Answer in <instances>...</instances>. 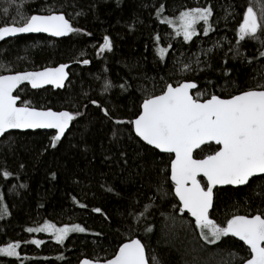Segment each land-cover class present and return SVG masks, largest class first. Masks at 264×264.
<instances>
[{"label": "trees", "instance_id": "trees-1", "mask_svg": "<svg viewBox=\"0 0 264 264\" xmlns=\"http://www.w3.org/2000/svg\"><path fill=\"white\" fill-rule=\"evenodd\" d=\"M18 5L25 15L64 14L81 31L62 40L25 36L0 42V74L70 64L64 89L27 87L21 98L37 109L80 115L55 147L51 132L13 133L0 140V248L19 243L21 253L20 259L0 256V264L104 261L115 256L121 241L135 238L145 245L150 264H241V242L221 237L207 243L187 214L174 211L167 155L142 147L130 126L115 120L135 119L142 100L160 94L165 83L195 82L221 98L264 84V57L259 56L264 38L240 41L238 36L250 0H0V26L11 23ZM193 7L212 8V28L204 36L201 23L198 34L185 42L161 19H175ZM105 35L112 51L97 54ZM161 48L167 49L163 60ZM84 59L90 63L83 64ZM216 148L207 146L196 158ZM4 171L11 175L5 178ZM214 208L211 218L221 227L234 215L264 212V180L216 190ZM46 223L85 231L61 244L41 231H27ZM32 240L43 243L37 247Z\"/></svg>", "mask_w": 264, "mask_h": 264}, {"label": "snow or ice", "instance_id": "snow-or-ice-1", "mask_svg": "<svg viewBox=\"0 0 264 264\" xmlns=\"http://www.w3.org/2000/svg\"><path fill=\"white\" fill-rule=\"evenodd\" d=\"M11 2L15 4V0ZM20 7L17 6L16 16L11 18V23L0 26V41L18 34L46 33L51 37H66L70 33L81 31L63 14L25 15ZM162 8L163 5L158 11ZM8 11L5 7L4 13ZM212 14L211 7H193L181 12L178 25L173 26V31L177 36L182 35L185 42L191 41L198 34L196 26L203 22V35L208 36L212 28L209 23ZM161 23L168 21L161 19ZM238 36L240 41H244L246 37L251 40L264 38V19H258L252 7H248L243 15ZM156 40L159 41L160 37L157 36ZM216 46H219V42ZM112 48V41L105 35L97 54L111 52ZM158 51L163 60L167 49L161 48ZM207 51L210 52L211 49ZM236 54H240L238 49ZM259 56L264 57V51H260ZM82 62L85 65L90 63L88 59ZM66 67L67 65L61 64L42 71L0 74V137L7 139V136L13 135L10 130L48 129L54 130L52 147L56 146L55 142L61 140L80 113L38 110L25 103L21 94L27 91V85L32 89H40L45 85L64 87ZM189 67L186 65L185 70ZM225 75L228 73L225 72ZM120 87L124 88V85ZM18 101L21 106H17ZM91 103L99 107L97 101L93 100ZM104 115L109 116L107 109H104ZM135 115V119H117L115 123L130 126L128 130L134 133V138H139L138 142H144L142 147L151 146L152 150H158L157 155L167 154L165 162H170L171 169L169 189L173 184L175 187L174 198L170 201L174 211L190 214L194 218L195 227L200 229L201 238L207 243L214 244L221 237L238 238L243 242L241 264H264V212L251 217L234 215L227 219L226 227L218 226L209 219V210L213 209V214L216 210L213 206V191L217 186L248 185L253 177L264 180V84L242 89L239 94L231 95L230 98H221L216 94L208 95L207 89H199L194 82L165 83L160 94L148 95L142 100ZM113 135L115 136V132ZM213 143L219 147L211 154L204 158H194V149H201L202 145L211 146ZM10 175L8 171L3 172L5 178ZM198 177L206 181L203 186ZM164 179L167 180V173ZM175 198H178V205ZM2 199L0 196V200ZM7 211L5 207L4 213L7 214ZM93 211L100 212L101 209L94 208ZM52 227L54 226L46 224L42 228H28L27 231L43 232ZM69 231L67 227L56 229L52 233L56 243L61 244ZM71 231L84 232L85 229L77 225ZM147 231L152 229L148 228ZM31 243L39 247L43 241L32 240ZM121 243L118 253L114 258L107 259L105 264H149L145 245L140 239ZM18 248L19 243H9L7 247L0 248V256L20 259ZM82 264L92 262L85 259Z\"/></svg>", "mask_w": 264, "mask_h": 264}, {"label": "water", "instance_id": "water-1", "mask_svg": "<svg viewBox=\"0 0 264 264\" xmlns=\"http://www.w3.org/2000/svg\"><path fill=\"white\" fill-rule=\"evenodd\" d=\"M51 14H57V15H59V14H61V13H51ZM64 15V14H63ZM65 18L66 19H68L67 17H66V15H65ZM69 22H70V20H69ZM25 36H45V37H48V38H50V39H53V40H62V39H65L66 37H51V36H49L48 34H46V33H28V34H18L17 36H15V37H6L5 38V40L4 41H8V40H13V39H17V38H21V37H25ZM0 42H2V41H0ZM61 65V64H60ZM60 65H58V66H60ZM64 65H67V67L65 68V71H66V73H67V79L64 81V87H62V88H56L55 86H53V85H45L43 88H40V89H32L31 88V86L30 85H27V87H29L31 90H33V91H40V90H43V89H47V88H51V89H53L54 91H57V90H62V89H64L66 86H67V84H68V82H69V80H70V73H69V71H70V69H71V65L70 64H64ZM58 66H55V67H58ZM45 69V68H44ZM44 69H40V70H36V71H42V70H44ZM24 72V71H23ZM16 73H18V72H15V73H6V74H16ZM19 73H22V72H19ZM188 82H191V81H188ZM195 83V82H194ZM25 84H27V82H25ZM23 87V86H22ZM193 91H196V90H193ZM14 95H15V93H14ZM17 106H21V104H20V101H18L17 102ZM38 110H47V109H38ZM51 110H53V109H51ZM53 111H56V110H53ZM60 111H67V110H60ZM71 125H72V122H71V124H70V126H69V129L68 130H66V132H65V135L61 138V140L68 134V132L70 131V129H71ZM38 131H42V132H51V133H54V130H48V129H36V130H31V129H29V130H10V132H12V133H27V132H38ZM139 139V138H138ZM0 140H2V137H0ZM142 142V141H141ZM143 144H144V142H142ZM212 145H215L214 143L212 144ZM147 146V145H146ZM205 146H209V145H202L201 146V149L202 148H204ZM216 146V145H215ZM148 147H150L151 148V146H148ZM217 147H219V146H217ZM201 149H194V153H193V155H194V158H195V154L197 153V152H199ZM156 151H158V150H156ZM160 154H163V153H160ZM164 155H167V154H164ZM174 158V157H173ZM170 172H171V169H170ZM254 178H257V177H253V178H251L250 179V181L252 180V179H254ZM198 179H201V180H203L205 183H206V181L202 178V177H198ZM170 181H171V175H170ZM249 181V182H250ZM173 186H174V184H173ZM202 186H203V183H202ZM245 186H247V185H242V186H217V188L216 189H225V188H234V189H237V188H242V187H245ZM216 189H214V191H213V206H214V201H215V190ZM174 195H175V187H174ZM177 199V201H178V198H176ZM212 210L213 209H210L209 210V219H212V218H210V215H211V212H212ZM184 214H187L188 216H189V218L192 220V221H194V218H192L191 216H190V214H188V213H186V212H184ZM249 217H251V216H249ZM213 220V219H212ZM195 222V221H194ZM214 222V221H213ZM234 238V237H233ZM135 239H138V238H135ZM234 239H236L237 241H239L238 240V238H234ZM131 240H129V241H126L125 243H128V242H130ZM239 242H241V241H239ZM142 243V242H141ZM242 244H243V242H241ZM143 244V243H142ZM122 246V245H121ZM120 246V247H121ZM246 247V246H245ZM118 251H119V249H118ZM118 251H117V253H118ZM116 253V254H117ZM145 255H146V258L148 259V254H147V250H146V248H145ZM112 258H114V257H112ZM83 260H85V259H83ZM83 260H81L80 261V263L79 264H82V262H83ZM88 260H90V259H88ZM149 260V259H148ZM91 262H92V264H105V262H106V260H104V261H95V260H90ZM149 264H150V262H149Z\"/></svg>", "mask_w": 264, "mask_h": 264}, {"label": "rangeland", "instance_id": "rangeland-1", "mask_svg": "<svg viewBox=\"0 0 264 264\" xmlns=\"http://www.w3.org/2000/svg\"><path fill=\"white\" fill-rule=\"evenodd\" d=\"M250 7L253 8V11H254V13L256 14V16H257L258 19H264V0H250ZM247 9H248V8H247ZM247 9H246L245 13L247 12ZM210 19H211V17L209 18V20H210ZM168 22L170 23L171 27L173 28L174 25H178L179 17H177V18H175V19H172V20H169ZM201 23H203V22H200L198 25H200ZM242 23H243V20H242ZM198 25H197L196 27H198ZM197 32H198V28H197ZM238 32H239V29H238ZM258 35H259V33H258ZM180 36H182V35H180ZM182 37H183V36H182ZM193 37H194V36H193ZM245 39H249V38L246 37ZM0 71H3V70L0 68ZM46 224H50V223H46ZM46 224H44V225L41 226V227H44ZM51 225H53V224H51ZM53 226H54V225H53ZM73 227H75V226L67 227V228L70 229V231H69V233H68L66 239H67L70 235H72L73 233L78 232V231H71V229H72ZM225 227H226V226H225ZM60 228H65V227H56V226H54V227H52V228H49L47 231H43V233L46 234V235H48V236H50V237L55 241V238H54V236L52 235V233H53L56 229H60ZM78 233H79V232H78ZM66 239H65V240H66ZM65 240H64V241H65ZM64 241H63V242H64ZM5 247H7V246H3V247H1V248H5ZM17 252H18V254H19V256H20V255H21V253H20V248L17 249Z\"/></svg>", "mask_w": 264, "mask_h": 264}, {"label": "flooded vegetation", "instance_id": "flooded-vegetation-1", "mask_svg": "<svg viewBox=\"0 0 264 264\" xmlns=\"http://www.w3.org/2000/svg\"><path fill=\"white\" fill-rule=\"evenodd\" d=\"M40 91H41V90H40ZM214 146H215V145H214ZM205 147H207V146H205ZM205 147H204V148H205ZM204 148H202V149H204ZM202 149H201V150H202ZM201 150H200V151H201ZM195 158H196V154H195ZM254 179H255V178H254ZM252 180H253V179H252ZM201 181H202V183H203V185H204L205 182H204L203 180H201ZM245 187H246V186H245ZM216 190H218V189H216ZM216 190H215V191H216ZM214 195H215V194H214ZM212 211H213V210H212ZM211 213H212V212H211ZM210 218H211V215H210Z\"/></svg>", "mask_w": 264, "mask_h": 264}]
</instances>
